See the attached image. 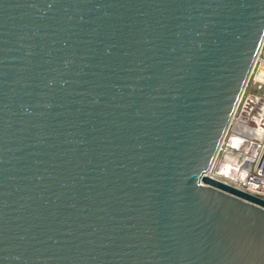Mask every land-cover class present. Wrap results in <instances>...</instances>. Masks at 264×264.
I'll list each match as a JSON object with an SVG mask.
<instances>
[{"label":"water","instance_id":"water-1","mask_svg":"<svg viewBox=\"0 0 264 264\" xmlns=\"http://www.w3.org/2000/svg\"><path fill=\"white\" fill-rule=\"evenodd\" d=\"M264 0H0V264H264V199L212 175Z\"/></svg>","mask_w":264,"mask_h":264},{"label":"built area","instance_id":"built-area-1","mask_svg":"<svg viewBox=\"0 0 264 264\" xmlns=\"http://www.w3.org/2000/svg\"><path fill=\"white\" fill-rule=\"evenodd\" d=\"M261 67H264V39H263L262 45L260 47V50L256 56V59H255V62L253 64V67L251 69V72L249 74V77L246 81L242 96L239 100V103L240 102H244V103H243L240 110H238V106H239V103H238V106H237V109L234 113L233 119L235 118L236 115H237V117H239L241 115L240 113H242V110L245 108V106L248 103H250L249 100H251L253 98V96H255L259 93V91L257 90V85H258L257 77L259 75H264V69H261ZM237 113H239V114H237ZM233 132H234V127H233V130L231 132H229L227 130L225 137H224V139L220 145L218 154L223 152L220 165L222 164V162L224 160L225 149L227 147V143L229 141V138L233 134ZM246 133L249 136L252 134L254 135L253 137L250 136L251 141H248L247 144L249 145L251 152H254V151L256 152V154L254 156V161H253L252 165L249 166V168H250L249 174H247L244 179H234V178H230V179L229 178L228 179L218 178V179H220L221 181H224L226 183H229V184L233 185L234 187H236L242 191H245V192L250 193L254 196H257L259 198L264 199V129L261 126L257 125V123L249 124L247 129H246ZM259 133L263 134L262 139L258 138ZM251 152L248 149L247 152H245V154L248 155ZM218 154H217V156H218ZM217 156H216V158H217ZM243 157H244V155H243V153H241V155L238 159V162H241V166H243V163H244ZM246 159H247V157H246Z\"/></svg>","mask_w":264,"mask_h":264},{"label":"rangeland","instance_id":"rangeland-1","mask_svg":"<svg viewBox=\"0 0 264 264\" xmlns=\"http://www.w3.org/2000/svg\"><path fill=\"white\" fill-rule=\"evenodd\" d=\"M261 69H264V67H261ZM257 80H258V87H260V88H259V95H257V96L255 95V97L259 98L260 100H262L264 102V76L257 77ZM243 103L244 102L239 103L238 110L241 109ZM257 107H258V105H255L254 103H252L250 101V103L247 104L244 115L240 121L242 123V129L240 128V130L238 131V134H239V136H243V138L240 137V139H243V143H244V144H242L243 155H244L243 166H241V162H238V159H239L241 153H237L236 151H229V149L227 148V151H228L227 153H229L235 157L234 163L237 167L236 170L231 172L230 170L227 169L226 166H224L222 168V170L220 171V173H222L223 175H225L227 177L234 178V179H244L245 176L247 174H249V171H250L249 166L252 165L256 152L255 151L251 152V150L247 144L248 139L246 140L244 138V137H249V135L246 133V129H247L249 124H255V123H257V125L261 126L264 129V113H263L264 108H262V107H264V103H263L262 107H260V108L258 107L259 109ZM237 114H239V113H237ZM239 117H237V115H236L233 123L231 121V124H230L229 129H228L229 132H231L233 130V127L235 128L236 119H238ZM234 136H236V134ZM260 136L263 137V134L261 133ZM248 149L251 153H249L247 155V154H245V152H247ZM222 154H223V152L218 154L217 158L215 159V162H214L213 168H212V175H216L215 171L217 170V168L219 169L220 162L222 160ZM246 157H247V159H246ZM242 167H244L242 171H244L245 173L237 174L236 171Z\"/></svg>","mask_w":264,"mask_h":264},{"label":"bare ground","instance_id":"bare-ground-1","mask_svg":"<svg viewBox=\"0 0 264 264\" xmlns=\"http://www.w3.org/2000/svg\"><path fill=\"white\" fill-rule=\"evenodd\" d=\"M259 76H264V75H259ZM258 76V77H259ZM259 88L260 87H258V85H257V90L259 91ZM257 95H259V93L257 94ZM256 95V96H257ZM252 102V103H254L255 105H258V107L260 108V107H262L263 106V101L262 100H260L259 98H257V97H255V96H253V98L251 99V100H249V102ZM247 106V105H246ZM246 106H245V108L242 110V113H241V115H240V117L238 118V119H236V125H235V128H234V132H233V134L230 136V138H229V141H228V143H227V147H226V149H225V155H224V160H223V162H222V164L220 165V167H219V169L217 168V170H216V175H213L214 177H216V178H221V179H230V177H227V176H225V175H223L222 173H220V171L222 170V168L224 167V166H226L227 167V169L228 170H230L231 172H233L234 170H236L237 169V167H236V165H235V163H234V160H235V157L234 156H232L231 154H229V153H227L228 151H227V148L229 149V151H236L237 153H243V147H242V144H244L243 143V139H240V137H242L243 138V136H239V134H238V131L240 130V128L242 129V123L240 122L241 121V118L243 117V115H244V112H245V109H246ZM257 107V108H258ZM258 108V109H259ZM262 108H264V107H262ZM264 110V109H263ZM263 113H264V111H263ZM263 115V114H262ZM235 120V118L232 120V123H233V121ZM236 134V136H234ZM260 134L261 133H259L258 134V138L259 139H262V137L260 136ZM252 137L254 136L253 134L251 135ZM250 137V136H249ZM249 137H244L246 140L248 139V141H251V137L249 138ZM248 147H249V145H248ZM243 168L244 167H242V168H240L239 170H237L236 172H237V174H243V173H245L244 171H242L243 170ZM250 172V171H249Z\"/></svg>","mask_w":264,"mask_h":264}]
</instances>
